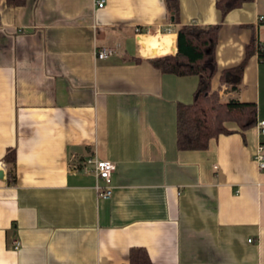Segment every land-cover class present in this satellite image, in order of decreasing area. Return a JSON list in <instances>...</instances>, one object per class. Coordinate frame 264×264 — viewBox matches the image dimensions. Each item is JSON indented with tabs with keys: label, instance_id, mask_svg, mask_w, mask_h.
Listing matches in <instances>:
<instances>
[{
	"label": "crops",
	"instance_id": "1",
	"mask_svg": "<svg viewBox=\"0 0 264 264\" xmlns=\"http://www.w3.org/2000/svg\"><path fill=\"white\" fill-rule=\"evenodd\" d=\"M98 1L0 0V264H130L135 249L152 264H264V62L249 59L239 92L220 83L254 37L264 44V0L226 14L178 0L177 23L165 0ZM215 25L212 90L256 104L257 125L180 151L178 110L200 78L154 62L177 54L181 26ZM104 47L116 53L99 60ZM89 157L116 166L110 199L83 171Z\"/></svg>",
	"mask_w": 264,
	"mask_h": 264
},
{
	"label": "trees",
	"instance_id": "2",
	"mask_svg": "<svg viewBox=\"0 0 264 264\" xmlns=\"http://www.w3.org/2000/svg\"><path fill=\"white\" fill-rule=\"evenodd\" d=\"M170 12V19L177 23L178 0H165ZM252 0H217V7L223 14ZM27 0H7L11 8L25 6ZM220 25L200 27L181 26L177 30V54L154 62L164 73L177 76H198L200 89L195 101L182 105L178 110L177 144L180 151H206L212 139L221 135H231L236 131L229 125L235 124L245 132L257 125L258 108L254 103H243L239 100H222L217 91L212 90V80L218 73L216 47ZM258 53L264 62V44L255 37L246 48V57L237 67L224 70L220 76L221 85L228 86L233 92L242 88L244 70L249 59ZM5 162L8 166V180L16 184L15 149L8 150ZM130 264H152L144 249L132 251Z\"/></svg>",
	"mask_w": 264,
	"mask_h": 264
},
{
	"label": "built area",
	"instance_id": "3",
	"mask_svg": "<svg viewBox=\"0 0 264 264\" xmlns=\"http://www.w3.org/2000/svg\"><path fill=\"white\" fill-rule=\"evenodd\" d=\"M98 8L102 9L106 1L101 0L97 2ZM263 20V19H262ZM174 30L172 27H168L166 32L172 33ZM138 33L141 31L138 30ZM116 51L113 48H98L96 49V57L99 60H106L114 56ZM258 129L260 134L264 136V121L258 123ZM255 160L261 171L264 170V144H259L255 155ZM83 171L86 173H92L96 177L97 181H103L105 186L97 183L96 190L101 199H110L113 196L114 188L112 187V177L116 170V166L108 161H102L96 157H89L82 165ZM15 246L19 247V243H15Z\"/></svg>",
	"mask_w": 264,
	"mask_h": 264
}]
</instances>
